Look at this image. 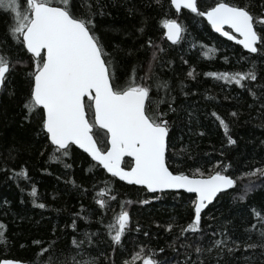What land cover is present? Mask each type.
<instances>
[{"label": "trees", "instance_id": "trees-1", "mask_svg": "<svg viewBox=\"0 0 264 264\" xmlns=\"http://www.w3.org/2000/svg\"><path fill=\"white\" fill-rule=\"evenodd\" d=\"M52 2L55 4L58 0ZM215 2L198 0L201 9ZM228 2L251 5L250 11L253 13H259L261 5H264V0ZM21 3L23 7V0ZM100 3L106 5V14L97 17V32L110 45L109 50L114 51L121 75L130 71L133 65H138V77L145 76L149 72L153 51L157 53V59L151 62L153 79L168 82L170 95L175 97L173 106L177 109L176 113L169 115L174 121L168 151L170 170L174 174L191 176L199 168L207 176L227 166L225 175L239 177L237 187L231 194H222L218 202L206 211L208 215L202 216L201 227L205 232L224 230L232 240L240 243L239 250L232 255L225 254L220 264H264V248L245 251L246 243H264L257 231H245L253 223L257 224V229L260 227L250 211L252 207L264 214V179L245 175L255 168L264 167V127L261 126L264 114L260 112L259 102L246 89L234 84L225 85L223 81L204 75L207 72L247 71L254 63L258 80L245 83L259 95V84H264V58L249 56L239 46L215 35L202 18L187 11L177 19L185 29L181 41L177 45L169 44L161 21L165 18L176 19V16L173 10L171 16L165 17L168 0H163V8L156 6L155 0H100ZM129 8H134L135 12H130ZM7 23L8 17L0 13V37L4 36ZM140 28L144 29L142 34ZM149 39L158 46L156 49L148 47ZM116 45L120 50H115ZM210 48L215 51L208 59L203 53ZM128 51L133 54L128 56ZM241 56L248 57V60L238 63ZM192 69H195V79L187 75ZM13 89L17 93L14 98H9L7 93L1 96L0 168L7 167L16 172L26 169L30 180L22 177L9 179L11 171H0V223L7 229V244H0V261L11 259L33 264L38 250L32 244L34 240H55L57 251L71 252L72 238L83 239V233L89 232L95 235L92 245H85L87 251L84 257L96 258L97 264H109V258L115 264H124L126 259L130 261V254L137 251L141 244L154 249L157 252L155 258L164 264H183L184 249L177 251L169 245L179 233L177 225L186 226L190 221L192 201L189 197L192 200L195 197L182 192H169L156 199L158 195H150L146 190L138 191L137 187L120 183L103 169L93 167L95 162L75 147L69 157L62 158V162H51V150L47 148L44 138L36 135L38 129L35 122L29 124L24 119L20 94L25 91V85L20 77H16L9 86V91ZM152 95H157L155 87ZM159 95H164L163 90ZM161 108L166 110L167 105H161ZM212 112L229 123L230 135L237 141L235 145L227 144L224 130L211 116ZM231 112H238L239 119H234ZM95 132L103 133L97 129ZM101 147L106 145L102 144ZM65 164L71 167L66 168ZM215 165L220 167L214 168ZM130 166V163L126 164L127 168ZM104 180L108 181L119 201H133L125 205L132 228L124 241L126 252L111 251L104 224L109 222L113 213L109 211L104 215L94 202L97 192L106 188L102 182ZM250 181L254 190L248 193L246 200L240 201L238 197L243 193L242 186ZM33 186L37 189V198L30 196ZM145 198L151 203L144 205L138 202ZM34 199L37 203H45L46 207H34ZM105 199L116 204L109 197ZM116 211H119L118 207ZM81 216L87 217V221ZM209 216L213 218L209 219ZM102 217L104 224L100 223ZM73 220L76 221L75 232L71 227ZM169 223H173L171 233L165 231ZM137 228L140 231H136ZM144 232L151 235L146 237ZM209 239L206 236L203 243L206 245ZM160 248L165 251L159 253ZM202 258L205 264H217L215 253Z\"/></svg>", "mask_w": 264, "mask_h": 264}, {"label": "snow or ice", "instance_id": "snow-or-ice-1", "mask_svg": "<svg viewBox=\"0 0 264 264\" xmlns=\"http://www.w3.org/2000/svg\"><path fill=\"white\" fill-rule=\"evenodd\" d=\"M155 4L164 7L163 0H155ZM105 7L100 0H58L55 4L52 0H23V7L21 0H0V13L8 17L5 34L0 37V96L7 93L9 98H14L17 93L14 89L9 91V86L16 77L22 79L25 91L20 94V104L24 119L29 124L35 122L38 129L36 135L42 136L51 150V162H62V158L69 157L75 146L95 162L93 167L103 169L108 176L126 185L137 186L138 191L155 194L183 190L195 194L194 200L189 197L192 201L190 221L186 226L177 225L179 233L169 247L177 251L184 249L183 264H205L202 257H211L213 253L217 264H220L225 254L232 255L239 250L240 243L232 240L224 230L205 232L201 227L202 214L208 215L205 210L210 205L214 206V201L218 202L221 194L230 195L229 190L237 187L239 177L225 175L227 166L207 176L199 168L191 176L170 171L168 151L174 121L169 115L177 112L173 106L175 97L170 95L167 81L153 79L151 62L157 59L156 51L152 53L149 72L145 76L138 77V65H133L130 71L121 75L114 51L109 50L110 45L97 32V17L106 14ZM250 7L216 0L213 5L201 9L198 0H168L165 17L171 16L174 10L176 19H163L161 27L166 30L167 40L177 44L185 31L177 19L187 11L206 21L220 37L241 46L249 56L264 58V5H261L259 13H253ZM129 11L135 12V9L129 8ZM139 32L142 34L144 29L140 28ZM148 47L156 49L158 46L149 39ZM115 50H120L119 45L115 46ZM214 51L210 48L203 55L211 59L210 54ZM132 54L127 52L128 56ZM245 60L248 57L241 56L237 62ZM194 73L195 69H192L187 75L195 79ZM204 75L223 81L225 85L234 84L246 89L259 102L260 112L264 114V84H259L261 92L257 95L245 83L258 80L254 63L247 71L207 72ZM149 80L153 82L148 83ZM153 87L156 96L152 95ZM161 90L164 95H159ZM161 105H167V109H162ZM230 115L239 119L238 112H231ZM211 116L224 130L227 144L235 145L237 141L230 135L229 123L216 112H212ZM261 126L264 127V120ZM94 129L103 130V133L94 132ZM102 144L106 147H101ZM125 157H130L133 162L127 170L123 167ZM64 166L71 167L70 164ZM0 171H11L9 179L22 177L30 180L26 169L16 172L3 167ZM245 175L264 179V167L255 168ZM102 182L106 188L97 192L94 202L104 215L109 211L113 215L106 224L102 217L100 223L106 228L111 251L126 252L124 241L132 228L125 205L133 201H119L108 181ZM72 183L76 186L75 181ZM242 187L243 193L238 197L240 201L246 200L248 193L254 190L251 181ZM30 196L38 197L35 186ZM105 197L116 204L106 201ZM138 202L144 205L151 203L147 198ZM33 206L40 209L46 207L45 203H37L36 199ZM117 207L119 211H116ZM250 211L260 227L257 229V224L253 223L245 231L255 230L264 240V214L255 207ZM80 218L88 219L84 216ZM212 218L209 216V219ZM71 227L75 232V220ZM6 230V226L0 223V244H7ZM172 230L173 223H169L165 231L171 233ZM143 234L146 237L151 235L148 232ZM94 235L84 232L83 239L74 236L71 252L57 251L55 240H34L32 244L38 250L33 264H97L96 258L84 257L87 251L85 245H92ZM206 236L210 239L205 245ZM257 247L264 248V243H246L245 251ZM164 251V248L159 249V253ZM156 256L154 249L141 244L137 251L130 254V261L126 259L124 264H164ZM0 264L24 262L5 259ZM109 264H115V261L109 258Z\"/></svg>", "mask_w": 264, "mask_h": 264}, {"label": "water", "instance_id": "water-1", "mask_svg": "<svg viewBox=\"0 0 264 264\" xmlns=\"http://www.w3.org/2000/svg\"><path fill=\"white\" fill-rule=\"evenodd\" d=\"M215 33V32H214ZM215 34H217V33H215ZM217 35H219V34H217ZM181 36H182V33H181ZM225 39V38H224ZM226 40V39H225ZM169 43H171L170 41H169ZM172 44V43H171ZM0 104H1V96H0ZM94 131H95V129H94ZM100 131H103V130H100ZM73 147H75V146H73ZM76 149H78V148H76ZM79 151H81L82 153H84L81 149H78ZM85 155H87L86 153H84ZM88 156V155H87ZM90 158V157H89ZM91 159V158H90ZM125 160H131V158L130 157H125L124 158V161ZM123 167H124V164H123ZM126 169V168H125ZM127 170V169H126ZM171 171V170H170ZM124 183V182H123ZM128 186H130V185H128ZM135 187H137V186H135ZM234 189H232V190H229V192H231V191H233ZM169 192H172V191H166V192H164V193H169ZM179 192H182V193H185V194H187V195H190V196H194L195 197V194H190V193H186V192H183V190H180ZM178 192V193H179ZM164 193H155V194H153V193H149V194H151V195H158V197H161L162 196V194H164ZM175 193H177V192H175ZM222 195V194H221ZM216 201H214V203H215ZM210 206H212V205H210ZM209 206V207H210ZM208 209H206L205 210V212L207 211ZM202 216H203V214H202ZM24 264H27V263H24Z\"/></svg>", "mask_w": 264, "mask_h": 264}, {"label": "bare ground", "instance_id": "bare-ground-1", "mask_svg": "<svg viewBox=\"0 0 264 264\" xmlns=\"http://www.w3.org/2000/svg\"><path fill=\"white\" fill-rule=\"evenodd\" d=\"M178 22V21H177ZM206 22V21H205ZM178 23H180V22H178ZM207 23V22H206ZM181 24V23H180ZM211 28V27H210ZM214 33V32H213ZM215 34V33H214ZM215 35H217V34H215ZM182 36H183V32H182ZM182 36H181V39H182ZM217 36H219V35H217ZM220 37V36H219ZM222 39H224L223 37H221ZM167 39V38H166ZM181 39H180V41H181ZM225 40V39H224ZM179 41V42H180ZM225 41H227V40H225ZM178 42V43H179ZM227 42H229L230 44H233V45H236V44H234V42H232V41H227ZM168 43H169V41H168ZM177 43V44H178ZM169 44H171V43H169ZM177 44H172V45H177ZM236 46H239V45H236ZM241 49H242V47L241 46H239ZM243 50V49H242ZM243 51H245V50H243ZM246 52V51H245ZM247 53V52H246ZM98 131H100L99 129H97ZM103 132V131H102ZM127 163H130V164H132L133 162L131 161V160H125L124 161V167L126 168V169H128L127 167H126V164ZM108 175V174H107ZM118 181V180H117ZM120 183H123V182H121V181H119ZM126 185V184H125ZM151 195V194H150Z\"/></svg>", "mask_w": 264, "mask_h": 264}]
</instances>
